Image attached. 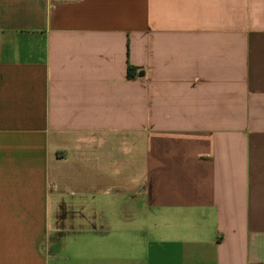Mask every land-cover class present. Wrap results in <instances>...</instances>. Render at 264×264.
<instances>
[{
  "label": "crops",
  "instance_id": "obj_1",
  "mask_svg": "<svg viewBox=\"0 0 264 264\" xmlns=\"http://www.w3.org/2000/svg\"><path fill=\"white\" fill-rule=\"evenodd\" d=\"M0 264H264V0H0Z\"/></svg>",
  "mask_w": 264,
  "mask_h": 264
}]
</instances>
